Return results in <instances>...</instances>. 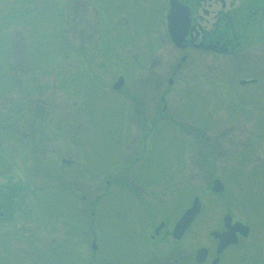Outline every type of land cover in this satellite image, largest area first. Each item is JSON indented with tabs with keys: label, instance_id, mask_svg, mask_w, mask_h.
Wrapping results in <instances>:
<instances>
[{
	"label": "rangeland",
	"instance_id": "374dc122",
	"mask_svg": "<svg viewBox=\"0 0 264 264\" xmlns=\"http://www.w3.org/2000/svg\"><path fill=\"white\" fill-rule=\"evenodd\" d=\"M231 1L237 18L245 16L250 0H224L225 8ZM166 7V0H0V183L10 193L18 183L26 201L0 221L22 214L30 198L35 220L34 240L5 250L0 243V264H149L150 254L133 257L138 224L149 215L140 196L162 217L198 197L180 244L186 251L210 246L208 233L222 228L226 211L247 220L249 235L222 264H264V173L238 159L242 150L264 158V107H256L263 97L249 90L260 83H239L258 76L264 87V39L232 54L179 49L164 26ZM220 7L211 5L209 23ZM117 73L128 97L112 88ZM133 104L147 123L158 118L146 138L149 126L126 110ZM125 154L142 158L129 174L115 168ZM116 176L143 188L115 185ZM213 179L223 193L206 191ZM10 224L0 223L6 241L20 236Z\"/></svg>",
	"mask_w": 264,
	"mask_h": 264
},
{
	"label": "flooded vegetation",
	"instance_id": "af4514ba",
	"mask_svg": "<svg viewBox=\"0 0 264 264\" xmlns=\"http://www.w3.org/2000/svg\"><path fill=\"white\" fill-rule=\"evenodd\" d=\"M177 1L187 7L188 19H189L187 32L183 37V41L181 42V47H179V49L185 50L188 48L190 49L194 48L196 50H202L204 52L211 50H213V52L214 51L217 52L219 50L224 49L226 54H232L235 50L241 51L245 49H250L253 47V45H258V43L261 42L262 39H264V26H263L264 7L260 5L261 2L259 0H250L249 2H247L246 7L243 8L246 14L240 19L237 18V13H234V11L236 10L235 9L236 6L233 7V1L228 3L227 8H225L224 0H177ZM213 3H219L221 7L217 9L212 16H210L214 18V21L213 23H209V20H207V18L214 11L213 9H211V5ZM199 12H201L202 14H200ZM206 25H209V27H207ZM164 26L166 27V22ZM154 42L157 43L156 41ZM197 44L199 45L198 47L196 46ZM151 59H153V57L150 58V60ZM179 59L181 62H183L186 59V52H184ZM179 65L180 63L176 65V68H178ZM147 73L148 72H146L145 75ZM118 76L119 75H117V77ZM243 81H245L244 83L252 82V84L254 85L260 83V85H256L250 88L249 90L258 93L256 96L257 99H259L260 96L263 97L262 103L256 105V107H260L262 105H263L262 107H264V93L262 92L264 87H261L260 78L258 76H253V77L245 78L243 79ZM111 84L113 85V82ZM123 85L120 89L113 88L114 92H117L118 94L120 93L124 94L125 97H128L129 96L128 87H126L125 89ZM155 90L157 91L159 90L158 85L153 87V91ZM160 97L161 100L164 99L163 94H161ZM134 106L135 105L133 104L130 106V108L127 107L126 110L127 112L138 111L136 112V114H138L140 118L138 119V121H136V123L142 127L149 126L143 135V138H146L147 134L153 133L155 131L154 127L156 126L155 127L156 129L157 126L159 125L158 118L156 116L154 121L147 123V119L143 118L145 113L144 111H142L143 110V108H141L142 106L140 107L139 110H136V107ZM160 111L161 109H158L156 114L158 115ZM251 131H252L251 136L253 137V142L258 144L260 138L258 125H257V129H252ZM124 156L125 158L121 159L122 161H119L118 163L119 166H115V168L122 170L120 171L122 173L127 172L129 174V170L133 166L138 165L139 161L142 158L134 154L133 155L125 154ZM246 158H249L250 162L251 161L253 162L248 167L250 171L255 172V174L264 173V158L261 159V157L259 158V156L253 157L251 155L250 157H248V155L246 157L244 151L243 150L240 151V155L238 156V159L243 160V162L246 163L247 160ZM62 160L64 159H61V161ZM258 166L262 168V172L256 173ZM117 177L118 176L113 178L115 185L118 184L120 179L127 181L126 176L124 178H117ZM133 180L134 179L131 178L130 176L129 183L131 184ZM141 186L138 185V187L142 188ZM22 189L23 188H20L19 184L17 183V185H15V188H12V192L10 193L7 190V188L4 186V184L0 183V218H3V214L5 215L4 216L5 218L10 217L9 214L12 212H16L17 209L20 211L18 207L20 206V204L18 203L23 201L26 202L25 197H23V195L20 193V190ZM11 198H13L14 200L10 202L9 200ZM30 199L24 205L22 214L20 215L12 214L11 218H13V220L5 221V222L0 221L1 224L10 222L11 227H8L7 229L10 228L11 230L13 229L17 230L19 231L20 234V236L18 237L17 235H14V233H10V237L7 239V241L5 240L6 237H4L3 235L2 237L0 236V243L3 248L2 250L8 249L6 245L11 246L10 241L18 244L19 242L21 244L23 243L26 244V241L30 242L35 239L34 235H32L34 233L33 232L34 224H31L35 221L34 219H32V215H31V212H33L34 210V205H33V200ZM138 200L141 204L143 211L145 213L149 212V215H147L146 218L141 220L138 224V228H139L138 242L140 244V247L139 250L135 251L133 257L139 256L142 259L144 258V256L150 254L151 261L149 262V264H222L224 261L226 251L229 249L231 250L233 246L239 244L240 239H243L242 237H240L239 232H237L235 234L238 238L237 243L235 245H229L225 247L221 251V253L217 254L216 245L218 240L208 235L209 236L208 239L210 240V246L208 247L198 246V247L188 248V250L186 251L184 247H182V249L180 248V244L184 241V239L187 237V234L190 232L193 226V220L190 222V224L187 226V228L179 238L177 237L174 238L175 236L173 237L172 231L174 228V224L180 215L177 213L176 215H172L171 217L159 216L157 214L159 209L154 207L152 203H148L147 200H144V198L142 197L138 198ZM255 212L257 211L255 210ZM226 213L224 215H226ZM229 215L231 216L230 225L233 224L235 221H240L243 224H248L250 231L251 225L248 221L244 219L237 220L231 214ZM223 216H221L222 219ZM154 217H161V218L156 219ZM0 228H4V225H0ZM23 229H25V231H23ZM216 230L218 232L225 231V228L223 227V222H222V228L220 229L216 228ZM22 235H26V236L24 237ZM166 243L168 245L171 244V246H168L167 248L162 250L160 245ZM158 244L159 246H157ZM212 244L214 246H212ZM14 246L16 245L14 244ZM200 248L203 249L199 251L197 254V251ZM11 249L13 248L11 247ZM96 250H97V246L95 245L94 248H92L93 253L90 254L91 260L94 259L95 262L98 260L95 254ZM154 252H158V253L165 252V253L163 254L161 253L158 257L154 258L152 256ZM13 254L14 253H10V256H12ZM89 262H87L86 264H89ZM81 264H85L84 261Z\"/></svg>",
	"mask_w": 264,
	"mask_h": 264
},
{
	"label": "water",
	"instance_id": "95a60500",
	"mask_svg": "<svg viewBox=\"0 0 264 264\" xmlns=\"http://www.w3.org/2000/svg\"><path fill=\"white\" fill-rule=\"evenodd\" d=\"M167 20V31L169 33L171 41L178 47H181V42L188 29V10L187 7L179 3L177 0H169V11L166 16ZM219 51H225L219 50ZM121 80L119 79L115 83V87L120 86ZM221 189V184L218 180H214L212 190L219 191ZM199 209V202L197 198L193 199L192 205L188 208L181 216L179 221L176 223L173 235L178 236L185 229L187 224L190 222L192 217L197 213ZM224 226L228 228L227 231L218 233L212 232L214 237L218 238L217 252L220 251L224 246L229 243H235L236 238L234 231L239 230L244 236L247 232V227L239 222H235L234 225L229 226V217L224 218Z\"/></svg>",
	"mask_w": 264,
	"mask_h": 264
}]
</instances>
